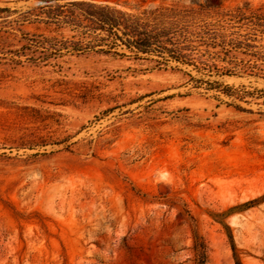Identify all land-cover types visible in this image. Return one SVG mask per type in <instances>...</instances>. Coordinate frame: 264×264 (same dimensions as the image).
Wrapping results in <instances>:
<instances>
[{
	"label": "rangeland",
	"instance_id": "obj_1",
	"mask_svg": "<svg viewBox=\"0 0 264 264\" xmlns=\"http://www.w3.org/2000/svg\"><path fill=\"white\" fill-rule=\"evenodd\" d=\"M70 2L174 5L264 46L238 22L264 0H0V264H196L195 238L205 264H264L263 76L23 49L76 35Z\"/></svg>",
	"mask_w": 264,
	"mask_h": 264
},
{
	"label": "trees",
	"instance_id": "obj_2",
	"mask_svg": "<svg viewBox=\"0 0 264 264\" xmlns=\"http://www.w3.org/2000/svg\"><path fill=\"white\" fill-rule=\"evenodd\" d=\"M70 6L73 10L68 11V21L64 23L71 27V31L77 32L76 35L64 41L36 36L27 39L23 49L42 48V59L59 56L62 50L74 54L96 52L115 56H124L121 50H126L136 59L153 62L158 69L168 67L171 62L195 67L198 63L203 66V70L212 68L218 72L219 68L215 65L201 61L205 55H212V59L216 58L229 66L224 68L222 74H248L264 78V66L258 63L264 62V46L256 45V33L244 30L242 34V26L236 27L238 30L228 36L219 33L215 24L196 21L191 10L178 9L174 5L135 11L89 2H70ZM239 16L238 22L247 21L245 24L251 26V31L264 35V15H252L249 18L243 17V14ZM224 30L221 27V31ZM202 46L213 49L219 47L220 51L209 52L205 49L203 54L196 56ZM50 50V54H47ZM237 54L250 59L238 60ZM191 80L214 88L219 86L217 82H213L216 84L214 86L207 81ZM193 251L196 264H205L207 250L199 238L194 239ZM236 264L241 263L236 260Z\"/></svg>",
	"mask_w": 264,
	"mask_h": 264
}]
</instances>
